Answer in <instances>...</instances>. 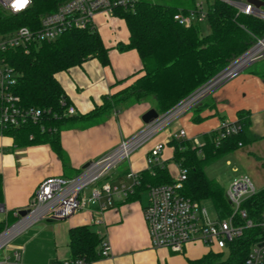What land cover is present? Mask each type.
<instances>
[{"label": "trees", "instance_id": "16d2710c", "mask_svg": "<svg viewBox=\"0 0 264 264\" xmlns=\"http://www.w3.org/2000/svg\"><path fill=\"white\" fill-rule=\"evenodd\" d=\"M205 1L206 22L210 27L206 34H202L200 23L184 26L173 17L180 10L194 7L197 0H138L133 10L115 8L113 15L125 21L129 32L128 41L119 42L116 48L119 51L135 49L141 68L131 76L134 79L129 84L104 95L100 104L83 114H63L70 103L56 74L91 58L98 59L102 65L109 64V48L95 28L67 30L54 40L32 46L27 52L8 50L7 60L17 73L13 90L20 102L24 106L49 109L50 112L38 123L2 128L0 135L10 137L16 147L48 143L63 166L67 167L68 158L60 144L61 130L102 123L112 111L120 112L141 102L152 103L159 113L168 111L249 49L258 38L264 37L263 20L238 12L237 8L223 0ZM57 4L58 0H32L29 9L20 14L0 10V32L22 25L37 27L40 16L54 10ZM61 99L65 101L64 105L60 103ZM200 106L201 103L194 109ZM237 116L240 131L220 139L218 144L215 133L205 134L201 145H194L187 138L172 137L168 142L172 147V160L187 170L181 193L198 202L210 200L215 216L220 219L231 213V206L220 184L204 174L205 164L226 152L264 139V134L257 136L249 130L248 111L240 109ZM201 119L198 114L193 117L196 122ZM138 176L139 185L127 195V199L137 196L149 186L173 182L165 164L153 165ZM2 203L3 179L0 174ZM241 207L255 225L244 228L240 236L227 243V255L224 256L223 251L209 250L199 258H187V264H243L251 245L264 239V231L257 225L264 210V187L246 198ZM12 214L9 211L8 217L0 220V233L8 219L17 221ZM102 240L90 224L71 227L70 259L80 258L85 263L94 261L100 256Z\"/></svg>", "mask_w": 264, "mask_h": 264}, {"label": "crops", "instance_id": "0c3cea01", "mask_svg": "<svg viewBox=\"0 0 264 264\" xmlns=\"http://www.w3.org/2000/svg\"><path fill=\"white\" fill-rule=\"evenodd\" d=\"M93 22L103 43L109 48V64L102 65L98 59L91 58L56 74L69 103L75 108V114L89 112L102 102L104 95L129 84L134 79L131 76L141 68V60L135 49L119 51L116 48L119 42L128 41L129 32L122 18L99 11L94 15ZM122 79L125 80L117 83ZM150 108H154L150 102L136 103L120 112L112 111L102 123L61 130L60 144L68 158L67 167L63 166L48 143L16 147L10 137L0 135V174L3 179L0 220L6 219L9 211L16 216L15 211L26 208L34 189L43 178H73L87 162L97 159L115 148L123 139L134 135L145 125L142 115ZM240 109L249 112V130L262 136L264 58L251 63L238 75L227 80L206 97L199 108L189 110L184 116V123L178 118V121L169 124L134 150L127 160L111 169L99 185L104 182L117 186L129 184V171L138 175L148 168L146 155L154 144L168 141L179 129L185 130L187 139L197 138L199 141L200 134L203 137L205 134L210 135L218 128L221 120L236 122L237 111ZM197 114L202 119L196 122L193 117ZM172 153V147L167 143L160 158L174 177L177 166L172 160ZM240 161L246 167L245 171L234 167L226 180L228 185L239 176L248 174L253 182L259 184L257 190L263 188L264 183H260L257 173L260 172L259 167L264 169V139L240 147ZM246 161H253V167ZM147 200L146 189L129 199L122 195L113 196L111 206L102 213L97 212V206H92L90 211L84 210L66 219L35 221L18 231L15 235L20 234L12 243L0 251V264L62 262L70 258L69 229L83 224L92 225L103 240L108 242L110 249L108 256H99L90 263L81 264H187V258H199L209 251L199 243H188L182 252H172L166 247L154 248L143 217ZM15 253L20 254L19 260L15 259Z\"/></svg>", "mask_w": 264, "mask_h": 264}, {"label": "built area", "instance_id": "2783aa9c", "mask_svg": "<svg viewBox=\"0 0 264 264\" xmlns=\"http://www.w3.org/2000/svg\"><path fill=\"white\" fill-rule=\"evenodd\" d=\"M223 1L237 8L238 12L264 21V6H256L249 0ZM261 1L264 2V0ZM209 2L211 1L208 0ZM137 3L138 0H58L54 10L40 16L37 27L22 25L0 32V129L7 126H21L28 122L38 123L43 120L46 113L50 112L49 109L24 106L20 102V98L13 90L17 73L7 60L8 50L21 49L27 52L32 46L54 40L67 30L94 29L93 17L97 12L113 14L114 9L118 7L133 10ZM14 5L15 0H0V10L9 14H20L27 11L32 5V0H27L21 8H16ZM173 17L184 26L201 24L207 20V5L203 1H197L194 7L186 11L180 10ZM261 44H264V37L258 38L249 49L171 109L160 113L156 119L145 124L134 135L123 139L115 148L90 161L89 165L75 177L68 179L63 176H47L43 178L34 189L26 207L29 212L25 216H20L18 211H15L17 221L12 226L29 218L32 219L25 228L42 219L62 220L84 210L90 211L92 206H97V212L102 213L111 206L113 196L126 197L132 193L140 182L139 176L132 171L127 173L130 179L129 184L117 186L104 182L99 185V182L111 169L127 160L134 150L150 140L173 120L196 107L242 69L264 58V46L257 52H252ZM246 57L248 59L244 64L233 71V66ZM60 103L64 105L65 101L61 99ZM75 113V108L71 104L67 105L63 112L65 115ZM53 117L57 115L53 114ZM240 128L238 121L221 120L218 128L212 132L215 133L216 144L220 139L237 133ZM172 137L184 139L186 132L184 129H179L172 134ZM169 140L158 142L149 149L146 155L148 168L153 165H163L160 157ZM190 140L194 145L202 144L197 138ZM176 166L177 173L173 177V182L152 185L147 189L148 200L143 208V217L151 245L154 248L166 247L172 252H182L188 243H199L209 250L223 251L226 250L228 242L242 234L244 228L255 225L241 207L243 201L257 191L248 175H241L228 185L225 195L231 206V213L220 219L216 216L212 217L200 202L181 193L183 183L187 178V170L179 164ZM257 225L264 231V210L261 212ZM109 249L108 242L102 240L100 256H108ZM19 258L20 254L15 253V259L19 260ZM62 263L81 264L83 260L68 258ZM243 264H264V239L251 245Z\"/></svg>", "mask_w": 264, "mask_h": 264}, {"label": "rangeland", "instance_id": "374dc122", "mask_svg": "<svg viewBox=\"0 0 264 264\" xmlns=\"http://www.w3.org/2000/svg\"><path fill=\"white\" fill-rule=\"evenodd\" d=\"M197 1H203V2L206 3L205 0H197ZM209 1H212V0H209ZM200 27H201L202 34H206V33H208L210 31L209 24L206 21L205 22H202ZM235 76H233V77H235ZM210 95H208L207 98ZM187 112L185 114H187ZM185 114L177 117L171 123L173 124V123L176 122V120L178 121L179 120L178 118H181V122H183L184 116H186ZM203 138H204L203 137V134H200L199 135V141L200 142H203ZM199 155L202 156V153L200 152ZM246 162H247L248 165H250V166L253 167V163H252L253 161H250L251 163H249V161H246ZM240 163H242V162L240 161V147H239V148H237L235 150L226 152V153H224V154H222V155H220V156H218V157H216L214 159H211L210 161H208L205 164V166L203 168V171H204V174L206 175V177L208 179L217 181L220 184V186L223 188L224 192H225L226 189H227V187H228V182H226V180H227L229 174H232L233 168L234 167H237L239 169V171H242V170H244V168H246L245 166H243ZM259 171L260 172L257 173V176H258V179L260 180V183L263 184L264 183V169H262V168L259 167ZM173 173H174V171H173ZM246 173H248V172H246ZM246 175H248V174H246ZM254 185H255V188L256 189L259 188V186H258L259 184H257V183L254 182ZM200 203L202 204V206L206 207L207 211L209 212V214L212 217L215 216V210H214V207H213V205H212V203H211L210 200H203ZM14 223H16V222H12V220L8 219V223L5 225V227L2 230V232H4L7 229H9ZM19 234L20 233H18L17 235H15L13 238H10L5 244H3L0 247V251L3 250V249H5V248H7L12 243V241L14 240V238H16ZM223 253H224V256L227 255L226 250H223Z\"/></svg>", "mask_w": 264, "mask_h": 264}, {"label": "bare ground", "instance_id": "6f19581e", "mask_svg": "<svg viewBox=\"0 0 264 264\" xmlns=\"http://www.w3.org/2000/svg\"><path fill=\"white\" fill-rule=\"evenodd\" d=\"M264 46V44H261L259 46H257L252 52H257L258 50H260L262 47ZM248 59V57L242 59L241 61H238L232 68V70H236L238 68H240L241 65L244 64V62ZM32 218L29 219H25L21 222H19L18 224L12 226L11 228L7 229L6 231H4L3 233L0 234V247L5 244L12 236H14L18 231H20L23 227L27 226L30 223V220Z\"/></svg>", "mask_w": 264, "mask_h": 264}, {"label": "water", "instance_id": "95a60500", "mask_svg": "<svg viewBox=\"0 0 264 264\" xmlns=\"http://www.w3.org/2000/svg\"><path fill=\"white\" fill-rule=\"evenodd\" d=\"M251 3H253L256 6H264V2L261 0H249ZM159 116V113L155 108H150L142 115V121L147 124L151 122L152 120L156 119ZM90 162H87L83 167H87ZM29 212L28 208H22L18 210V214L20 216H25ZM3 233V232H2Z\"/></svg>", "mask_w": 264, "mask_h": 264}, {"label": "snow or ice", "instance_id": "6c2138e0", "mask_svg": "<svg viewBox=\"0 0 264 264\" xmlns=\"http://www.w3.org/2000/svg\"><path fill=\"white\" fill-rule=\"evenodd\" d=\"M27 3V0H15V7L16 8H21L23 7V5Z\"/></svg>", "mask_w": 264, "mask_h": 264}]
</instances>
